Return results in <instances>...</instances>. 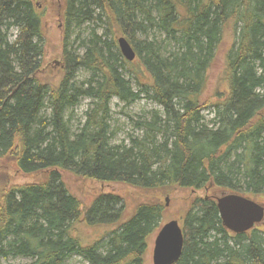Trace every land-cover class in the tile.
<instances>
[{
    "label": "trees",
    "instance_id": "16d2710c",
    "mask_svg": "<svg viewBox=\"0 0 264 264\" xmlns=\"http://www.w3.org/2000/svg\"><path fill=\"white\" fill-rule=\"evenodd\" d=\"M38 1L0 0V160L32 177L0 181V264L15 257L64 264L72 255L89 264H146L164 191L214 185L252 199L264 194V0H62L64 72L56 85L40 78L53 0L43 8ZM85 24L103 30L91 25L80 54L69 48L70 27ZM121 36L137 53L133 61L120 50ZM219 56L214 93L204 98ZM82 68L87 81L76 80ZM114 97L126 105L145 97L160 110L133 121L140 135L114 143ZM84 98L93 106L74 130L72 111ZM63 172L127 186L143 200L123 218L119 193L84 202ZM84 226L107 229L87 242L78 233ZM182 226L174 264H264V225L229 230L215 197L196 195Z\"/></svg>",
    "mask_w": 264,
    "mask_h": 264
},
{
    "label": "rangeland",
    "instance_id": "374dc122",
    "mask_svg": "<svg viewBox=\"0 0 264 264\" xmlns=\"http://www.w3.org/2000/svg\"><path fill=\"white\" fill-rule=\"evenodd\" d=\"M48 0H39L37 5L43 8V5ZM62 0H53V5L50 11L46 14L44 19V29H45V38H46V56L44 59V67L40 72V78L43 81H50L54 83V85L58 84L60 79L63 76V61H62V40H63V17L60 15V11L58 8V4H60ZM98 30V33H102V26H97L95 24H85L82 27H77L76 25H72L70 27V38H69V48L77 53L84 54L85 50L81 47V43L83 39H88L90 36V32L92 30V26ZM12 39L15 38L17 34V29H12ZM79 35V36H78ZM153 35V34H152ZM151 35V37H152ZM230 39L225 38V42L223 43V48L228 46L230 43ZM223 65V57L219 56L214 62L211 68V78L210 85L208 86V90L204 98H207L209 94H213L216 84L217 77L222 69ZM126 76L131 79V74L129 71L125 72ZM91 76L90 71L82 68L78 71L76 80L78 81H87ZM132 85L137 89V85L134 81H132ZM93 100L90 98H84L80 104L73 109L72 113H74L72 119V126L74 130H77L81 123L84 121L85 113L93 106ZM152 109L160 110V106L149 100L145 97H142L137 102L126 105L124 102L120 101L118 98L114 97L111 101V118L109 120L111 126L116 131L115 137L113 138L114 143L120 142H129L130 134H139L140 131L134 128V120H138L144 115L147 114L148 111ZM209 111H205L207 115V120L211 118ZM144 118V117H143ZM65 182L67 183L69 189L83 199L84 202L90 203L94 196L98 195L99 192H116L119 193L122 198H124L125 209L123 212V218H126L130 215L134 210V205L143 200V196L141 193H137L135 191H131V188H127V186H123L122 188L118 185H110V186H102L100 183H94L89 180H85L82 177L72 174L71 172H63ZM44 176V174H43ZM32 179L31 176H25L22 172H18L16 164L13 160L9 158H4L0 160V181L1 183L9 184L13 183H22L24 181H28ZM225 191L222 190L218 186L208 185L206 188L197 190H189L188 188L174 186L170 188L168 191H164L161 197V203L164 205V216L162 219V224L170 220H178L182 224V217L195 196L198 194L208 195L210 197H215L217 199L221 193ZM245 195V194H244ZM255 200L264 203V194L253 195L250 194ZM168 200V201H167ZM264 225V221L261 223V226ZM161 228V227H160ZM106 227H94V226H84L80 228L78 231L79 235L85 241H92L93 239H98L106 230ZM159 231V230H158ZM153 234L150 239V247L147 252L146 264H154L153 263V249L156 235L158 233ZM32 259L26 257H15L10 258L5 261L4 264H26L31 262ZM64 264H89L82 256L80 255H72L69 257Z\"/></svg>",
    "mask_w": 264,
    "mask_h": 264
},
{
    "label": "water",
    "instance_id": "95a60500",
    "mask_svg": "<svg viewBox=\"0 0 264 264\" xmlns=\"http://www.w3.org/2000/svg\"><path fill=\"white\" fill-rule=\"evenodd\" d=\"M123 56L133 61L137 53L131 42L124 36L118 38ZM168 201V200H167ZM223 224L231 231L245 232L264 221V203L244 194L223 191L217 197ZM184 233L178 220H170L159 229L153 249L154 264H174L182 256Z\"/></svg>",
    "mask_w": 264,
    "mask_h": 264
},
{
    "label": "bare ground",
    "instance_id": "6f19581e",
    "mask_svg": "<svg viewBox=\"0 0 264 264\" xmlns=\"http://www.w3.org/2000/svg\"><path fill=\"white\" fill-rule=\"evenodd\" d=\"M180 223V222H179ZM180 225H181V227H182V230H183V226H182V224L180 223ZM184 233V232H183ZM184 241H185V236H184Z\"/></svg>",
    "mask_w": 264,
    "mask_h": 264
}]
</instances>
